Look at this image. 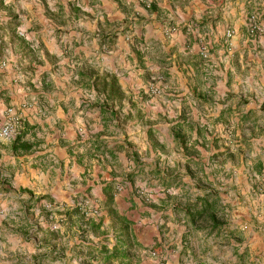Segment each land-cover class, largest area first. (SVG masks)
Masks as SVG:
<instances>
[{"label":"rangeland","instance_id":"1","mask_svg":"<svg viewBox=\"0 0 264 264\" xmlns=\"http://www.w3.org/2000/svg\"><path fill=\"white\" fill-rule=\"evenodd\" d=\"M244 7L220 45L199 42L189 75L182 50L158 53L135 32L155 21L150 0H0V60L21 52L17 74L37 89L83 90L60 125L32 128L18 145L22 128L0 139V262L41 264L30 245L42 264L254 263L252 235L264 245V15ZM79 104H88L82 127L92 139L81 152L65 149L72 140L49 141L61 149L41 182L60 187L56 202L13 186L9 148L19 173L30 161L36 169L37 140L66 133Z\"/></svg>","mask_w":264,"mask_h":264},{"label":"crops","instance_id":"2","mask_svg":"<svg viewBox=\"0 0 264 264\" xmlns=\"http://www.w3.org/2000/svg\"><path fill=\"white\" fill-rule=\"evenodd\" d=\"M152 2L153 11L151 17L155 19L152 23H148L144 26L146 28L145 32H141V29L135 30L137 34H139L140 39L147 41L148 44L153 43L151 45L152 50H156V52H169L172 51L173 55L175 49L179 52L182 50V56L189 60L188 69L189 75H195L194 65L195 61L200 60V56L198 55V44L201 40L205 42H218L220 45V41L222 35L224 33V27L230 23L233 26L237 25V22L240 21V17H242V12L245 10V3H247V8L252 9L254 4H257L254 8L260 9V17L261 14L264 15V0H150ZM257 1V2H256ZM253 10V9H252ZM253 12V11H252ZM157 18V19H156ZM262 24L264 26V16L261 18ZM176 25L180 27L176 33L171 34V36H165L163 31L167 25ZM181 28H184V33ZM246 29V28H245ZM236 36L231 40L229 46L228 55L234 54L239 48V43ZM259 43L263 45L264 48V34L259 37ZM243 46L245 42H242ZM186 44V46H185ZM175 48V49H174ZM56 52V51H54ZM21 53V52H20ZM19 53V54H20ZM244 53V49L240 52V57L242 60V56ZM264 53V49H263ZM17 52L16 57L12 56L11 60H0V121L3 119L6 109L10 108L13 112H15L21 120V128L23 132H26L25 138H21L16 145L23 143L24 140L32 136V128L37 130L42 127L45 123L49 126L54 124H59L65 115H72L73 111L67 107V100L71 98V100H78L81 96L82 89L78 87H74L73 90L65 83H55L51 87L48 86L41 87L37 89L36 85H29L28 81L25 82L24 76L17 73H22L19 70V64L17 62L18 56L20 55ZM56 54V53H55ZM25 57V55H21ZM210 58H215L214 55H210ZM250 57H247V59ZM219 60H222L218 57ZM218 62V60L216 61ZM246 62V60H245ZM59 63V62H57ZM196 66V65H195ZM202 70V69H201ZM206 70V67L205 69ZM34 80V79H33ZM64 81L67 82L65 79ZM73 88V87H72ZM82 103L85 100L81 99ZM88 104H79L77 107L78 114H74L75 122L62 123L64 125V129H67L66 133L61 136L57 132H54L51 137H44V139H38L37 141L42 143V150L34 151L33 156L39 157V163H35L36 169L31 168L30 164L27 165V173H19L13 165L15 163V158L17 157L18 152L12 151L11 147L9 151H11V157L9 158L10 170L13 178V186L27 188L29 191L39 195H47L49 199L53 200V203L57 200L58 191L61 192L60 187L52 188L46 182H41V178L48 179L49 172L52 166L48 163L57 162V154L58 149L61 147L56 145L58 149L50 147L49 141L56 137V141L59 140L60 137L66 138L62 140V144L65 145V142L69 143V140H72L68 145H65V149L72 150L73 148L76 150L82 151V145L87 144L90 139H92L90 132L87 131L86 127H82V119L83 117L90 116L89 110L87 109ZM53 110V113L50 114V110ZM53 129V127L51 128ZM54 136V137H53ZM33 137V136H32ZM134 138L128 137L127 140L132 142ZM61 140V139H60ZM135 140V139H134ZM133 140V141H134ZM91 144V143H90ZM89 144V145H90ZM78 145L80 147H78ZM1 152V151H0ZM22 153V152H21ZM24 156H27L25 153H22ZM60 158V157H59ZM49 165L45 171V175L40 173L38 170V165H40V161ZM60 165V164H59ZM264 165V163H263ZM25 168V166H24ZM34 178V179H33ZM43 202L46 199L42 200ZM258 238L257 234H253L251 239L249 240L248 249L250 252L254 254H259L258 258H255L254 263L252 264H264V245H259L256 242ZM251 241V242H250ZM23 248L27 250L30 256L37 257V262L41 264L42 261H39L40 249L31 248L30 245H23ZM25 250V251H26ZM56 250L54 251V253ZM38 254V255H37ZM45 256V255H44ZM233 255H230V257ZM43 257V256H42ZM237 262V263H235ZM0 264H8V261H1ZM54 264H61L60 262H54ZM215 264V263H214ZM223 264H246L241 261H235L229 259V261L224 262Z\"/></svg>","mask_w":264,"mask_h":264},{"label":"built area","instance_id":"3","mask_svg":"<svg viewBox=\"0 0 264 264\" xmlns=\"http://www.w3.org/2000/svg\"><path fill=\"white\" fill-rule=\"evenodd\" d=\"M261 30V25L257 21L256 16L252 15L249 21V32L257 34ZM230 33V31L227 32L228 35H230ZM201 53L203 55L207 53L205 47L201 48ZM20 128V118L15 115L12 109H6L3 119L0 121V139L14 138L19 133Z\"/></svg>","mask_w":264,"mask_h":264},{"label":"trees","instance_id":"4","mask_svg":"<svg viewBox=\"0 0 264 264\" xmlns=\"http://www.w3.org/2000/svg\"><path fill=\"white\" fill-rule=\"evenodd\" d=\"M24 148H25V149H28V148H29V146H25ZM188 209H189V208H187V212H188ZM190 209H191V208H190Z\"/></svg>","mask_w":264,"mask_h":264}]
</instances>
